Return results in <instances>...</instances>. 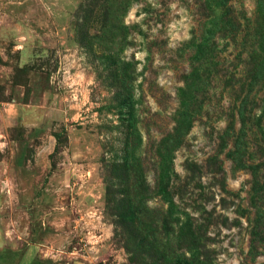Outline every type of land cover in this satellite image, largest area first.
Listing matches in <instances>:
<instances>
[{
	"label": "rangeland",
	"instance_id": "obj_1",
	"mask_svg": "<svg viewBox=\"0 0 264 264\" xmlns=\"http://www.w3.org/2000/svg\"><path fill=\"white\" fill-rule=\"evenodd\" d=\"M0 264H264V0H0Z\"/></svg>",
	"mask_w": 264,
	"mask_h": 264
}]
</instances>
